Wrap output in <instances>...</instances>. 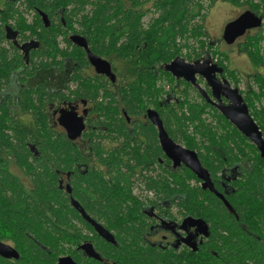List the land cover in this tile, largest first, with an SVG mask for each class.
<instances>
[{
  "label": "flooded vegetation",
  "instance_id": "af4514ba",
  "mask_svg": "<svg viewBox=\"0 0 264 264\" xmlns=\"http://www.w3.org/2000/svg\"><path fill=\"white\" fill-rule=\"evenodd\" d=\"M7 1L14 0H0V4ZM92 1L105 2L104 0ZM221 1L227 3L226 0ZM16 2L18 6L21 5V0H16ZM119 2L122 9L110 11L111 19L106 22L111 37L117 43V48L127 43L130 35V27L123 24L124 16L131 14L130 16L138 18L141 30L148 33L153 30L151 28L153 20L158 19L160 15V10L158 11L155 7L154 0H143L138 4H134L132 0H119ZM217 2V0L215 2L213 0H202V5L204 4V7L208 9L206 16L202 18L208 34L206 44L200 48L197 40L191 38L190 48L183 47L180 49L179 54L170 62L152 65L156 91L152 98L144 97L133 103H127L126 98L131 92L135 91V86L138 87L139 83L146 87L143 81L145 79L144 65H147V63L145 64L143 55L146 54L144 50L149 45L143 39L140 42L141 44L134 46L127 59L120 58L113 48H111L112 51L109 54L97 51L100 47L102 48L104 43L102 38L90 28L91 23H96V20L89 22L85 19L95 17L91 6H86L82 12H75L74 16L76 17L70 22L67 21L66 15L75 10L71 5H68L66 10L60 8L54 14L46 13L38 7L25 14L27 24L32 25L33 30H37L36 33L40 32V29L35 25L37 19L40 20L45 29L55 27L57 32L56 43L59 51L56 58L54 57L55 54L50 59L36 56L40 41L38 36L32 35L33 32H26V36H24L19 29L12 26L15 23L11 22V25L4 26L5 39L0 42V47H5L11 51L14 48L13 52L18 53L25 60V66L34 71V74H25V67L18 65L17 68L8 72L7 77H0V180L7 176L11 179V184L18 186L17 188L21 192L33 193L38 180L39 169H42V172L45 168L54 171V178L51 183L56 185L60 192L66 193L67 212L66 242L64 244L66 254L60 256L56 264H58L60 258L64 257L71 259L75 264H94L95 262L97 264H196L199 261V255H206L203 252L206 248L209 250L207 251L209 255H218L211 244L214 226L196 212H190L186 209L180 188L174 185L172 175L187 167L183 164L176 166L174 161L166 154L161 145L159 129L149 117L151 112L157 113L165 129L161 111L166 109L168 105L176 103L177 98L180 97L177 91H183L184 84L190 86L192 97L197 102L202 104L205 102L216 109L213 105L216 99L204 78L201 76L196 77V83L204 93L202 94L193 84L186 82L184 79H177L167 72L166 66L178 58L188 64L208 60L223 69V74H218L217 78L221 81L227 80L225 69L219 65V58L214 56V50L222 54L226 52H222L220 47L228 48L230 46L239 50L248 36L264 29V12L259 15L255 14L263 18L262 26L247 31L244 36L238 38L233 44H228L223 39L225 27L245 12H252L247 6H234L242 11L234 17V20L224 25L221 39L211 40V36L206 29V23L210 9ZM252 13L254 14V12ZM44 16L50 23L49 27L45 26ZM77 18H84L83 23L85 26H80V21L78 22ZM198 21L197 18L194 22L198 23ZM7 27L18 33L16 41L20 47L25 46L29 51L28 61L25 58L24 51L16 46L13 40L7 38ZM111 37L108 38L109 42ZM74 39L85 46L78 45ZM89 53L108 63L110 72L99 73L91 63ZM31 54L33 55L32 62ZM42 65L47 66V69L41 68ZM163 73L169 74L176 80V90H172L171 86L166 84ZM232 87L238 88V85L233 83ZM83 88H89L90 94L84 95L81 92ZM24 90H32L35 93L37 110L31 112L23 110L22 96ZM239 91L244 98L240 89ZM38 92L42 94L44 100L40 101L38 99ZM222 101L224 104L229 103L224 98ZM130 106L132 107L130 108ZM6 113L11 116L12 122L10 120L9 125L14 123L20 129L26 126L39 130L41 124L46 123L48 129L51 130L53 140L56 139L66 143V146L77 150L78 154L71 157L70 155L55 157L51 154H39L33 145L29 147L33 154L26 157L29 163L23 167L22 157L8 153L4 147L2 135L7 132V127L3 123ZM107 113L114 114L113 120L121 122L122 132H119L114 126L108 127L106 122ZM63 117H66V127L61 123ZM80 120L83 128L77 137L72 138L68 128L78 124ZM149 127H151V135L156 136L153 153L150 150V134L148 135L146 132ZM174 142L183 146L176 141ZM121 149H127L130 153L140 152L142 159V164L135 166L134 172L126 171L127 174H124V180L122 181V187L125 188V191L130 190V199L128 198L125 203H121V216L126 217L121 222L126 225L124 230H120L118 225L107 215L102 214V208L106 204L101 203L100 197L95 193L96 189L92 187L95 184L99 185L100 179H103L109 188H117V169L113 157ZM195 152L197 153V151ZM129 158H132V156H126L123 160ZM55 160L58 161V165L55 164ZM43 161L46 162L43 163ZM208 173L215 191L223 196L228 205L210 189L205 190L203 181L194 173L199 182L193 180L192 186L200 187L203 191L215 195L231 211L226 199L227 194L234 192L233 186L236 182L245 181L246 173L253 172L246 156H242L241 160L234 166L223 168L220 177L215 181L209 171ZM77 175L80 176L78 181H76ZM91 177H95L96 180H91ZM150 181H152L151 184ZM216 181L222 186V192L216 189ZM166 182L171 184V190H175L172 194H166ZM90 183L93 185L88 187ZM79 184L82 188L81 194L75 191V185ZM126 184L129 187L123 186ZM7 190L12 192L11 189ZM97 193L100 194L99 191ZM54 203L52 204L56 206ZM47 206L50 208V204ZM72 211L77 216L72 215ZM81 211L95 224L103 227L111 235L114 242L101 236L96 227L84 217ZM242 228L246 230L244 223H242ZM50 231H52L51 228ZM34 241L45 250L37 240L34 239ZM0 243L13 248L20 257L11 241L0 240ZM86 245L92 247L98 259L88 255L83 248ZM126 256H136L143 259V262H134ZM19 257L18 259H7L0 256V259L6 262H14L18 261ZM201 263L221 264L214 261H205L204 257L201 258Z\"/></svg>",
  "mask_w": 264,
  "mask_h": 264
},
{
  "label": "trees",
  "instance_id": "16d2710c",
  "mask_svg": "<svg viewBox=\"0 0 264 264\" xmlns=\"http://www.w3.org/2000/svg\"><path fill=\"white\" fill-rule=\"evenodd\" d=\"M104 1V3H99L92 0H21L19 6L16 0L1 3L0 42L5 39L4 26L11 25V22H13L15 24L12 26L19 29L24 36H26V32L30 31L34 33L32 35L39 37L40 47L36 53L38 58L50 59L54 54L56 58L59 51L56 43L57 32L55 27L45 29L40 20L37 19L35 25L40 29V32L36 33L37 30H33V26L27 24L25 14L34 10L35 7L46 13L54 14L60 8L66 10L67 6L71 5L75 10L66 15L68 19L66 20L70 22L76 17L74 16L75 12H82L89 5L95 13V17L85 19L89 22L96 20V23H91L90 28L102 38L104 43L102 48L100 47L97 51L109 54L112 51L111 48H113L120 58L127 59L134 46L143 39L149 45L144 50L146 54L143 55L144 62L147 63V65H144L145 79L143 81L146 87L138 83V87L135 86V91L131 92L126 98L127 103L138 102L139 99L144 97L152 98L154 95L156 82L153 78L152 65L170 62L179 54L180 49L183 47L190 48L191 38L197 40L200 48L206 44L208 34L202 18L206 16L208 9L204 7V4L202 5V0H154L155 7L158 11L160 10V15L158 19L153 20L151 25L153 30L148 33L141 30L138 18L127 14L124 16L123 24L130 27V35L127 43L120 48H117V43L111 37L106 22L111 19L110 11H119L122 6L119 0ZM132 1L134 4H138L143 0ZM226 1L236 7L247 6L256 15L264 12V0H260L258 3H256L257 0ZM197 18L198 23L194 22ZM83 19H76L81 22H79V25L82 27L85 26ZM70 27L72 28L71 25ZM110 37L109 42L108 38ZM262 41H264V29L248 36L245 43L240 46L239 51L247 55L249 63L256 70V73L249 77L250 83L247 85V89L241 91V93L244 95L250 114L264 136V106L262 105V102H264V53L260 44ZM13 51L14 48L11 51L5 47H0V77H7L8 72L17 68L18 65L25 67V74H34V71L25 66V60ZM213 53L214 56L219 58V65L225 69L226 76L234 81L235 85H238L240 79L237 73L230 69L227 56L219 52ZM32 60L33 55L31 54V62ZM46 67L41 66L43 69H47ZM163 75L166 84L171 86L172 90H176V80L169 74L163 73ZM253 84L256 86H253ZM81 92L84 95H89L90 89L83 88ZM177 92L180 97L177 98L176 103L168 105L166 109L161 111L167 134L187 149L197 151L203 167L210 172L214 181L220 177L223 168L234 166L241 160L242 156H246L253 172L246 173L245 181L236 182L233 186L234 192L227 194L226 199L233 212L228 210L215 195L203 191L200 187H193L192 181H199L187 168H182L177 174L172 175L174 185L180 188L186 209L190 212H196L214 226L211 244L218 255H209L207 252L209 250L206 248L203 250L206 255H199V261L196 264H205L201 263L202 257L205 258V261H214L221 264H264L263 158L257 148L233 127L218 110L205 102L203 104L197 102L192 97L189 85L184 84L183 91L179 90ZM36 99L32 90H24L22 96L23 110L25 112L37 110ZM38 99L40 101L44 100L42 94H39ZM113 117L114 114L107 113L106 122L108 127L114 126L119 132H122L121 122L114 121ZM10 118L9 113L4 115L3 123L7 127V132L2 135L4 147L8 153L22 157L23 167L29 163L26 157L33 154L29 148L33 145L39 154H51L55 157L66 155L71 157L78 154L77 150L66 146V143L56 139L53 140L51 130L48 129L46 123L41 124L39 130L26 126L20 129L14 123L9 125ZM150 128L146 132L148 135L150 134V150L153 153L156 136L151 135ZM157 149L159 151L158 147ZM129 155L132 158L123 160L124 157ZM113 161L117 169V188H109L103 179H100L99 185L90 183L88 187L93 185L92 187L96 189L95 193L100 197L101 203L106 204L102 208V214L107 215L118 225L120 230H124L126 225L121 222L126 217L121 216V203H125L128 198L130 199V190L125 191V188L122 187V181L124 180V174L134 172V167L142 164L141 153H130L127 149H121L116 152ZM45 162L43 161V163ZM55 164L58 165L57 160H55ZM38 172V180L33 193L21 192L18 190V186L11 184V179L7 176L0 180V240L11 241L20 255L18 261L6 262L0 259V264H56L58 258L66 254L64 246L66 242V193L63 194L57 189L56 185L51 183L54 178L52 169L45 168L44 172L39 169ZM76 177V181H78L80 176L77 175ZM94 178L91 177L90 179L96 180ZM151 183L152 181H150ZM123 186L129 187L128 184ZM75 187V191L81 194V185H75ZM170 187L171 184L166 182V194L168 195L175 191L171 190ZM215 187L219 192H222V186L217 181ZM7 189H11L12 192H8ZM16 189L17 191H15ZM49 204L50 208L47 206ZM72 215L77 216L73 211ZM242 223L245 224L246 230H243ZM50 228L52 231H50ZM34 239L45 250L36 244ZM126 257L134 262H143V259L136 256Z\"/></svg>",
  "mask_w": 264,
  "mask_h": 264
},
{
  "label": "water",
  "instance_id": "95a60500",
  "mask_svg": "<svg viewBox=\"0 0 264 264\" xmlns=\"http://www.w3.org/2000/svg\"><path fill=\"white\" fill-rule=\"evenodd\" d=\"M43 21L46 27L50 26L48 19L44 16ZM263 24V18L256 16L252 12L248 11L241 15L238 19L230 22L224 30L223 39L228 44H233L238 38L244 36L247 31L260 28ZM7 38L13 40L14 44L18 46L25 53V58L28 61L29 51L25 46H19L16 37L18 33L13 32L10 27L6 28ZM80 46H85L80 41L74 39ZM89 59L91 63L96 67L99 73H109L110 65L95 55L89 53ZM166 71L171 73L177 79H184L186 82L193 84L202 94L203 91L196 83V77L201 76L204 78L208 86L212 89V93L216 102L213 103L215 108L241 132L260 152L261 157L264 160V137L263 133L250 114V110L244 101L243 96L240 94L238 88H233L227 80H219L217 75L223 74V69L217 64L211 61L196 62L195 64H188L182 59H176L171 64L166 66ZM226 99L229 103L224 104L222 99ZM151 121L158 127L160 134V141L166 154L174 161L175 165L183 164L190 169L201 181H203V188L210 189L213 193L218 195L224 200L222 195H219L210 180L208 171L203 168L198 155L195 151L189 150L177 143H175L165 131L162 122L160 121L157 113L151 112L149 114ZM62 125L66 127V117L61 119ZM74 127V128H73ZM73 127L68 128L71 133V137L75 138L79 135L83 128V124L78 121V124H74ZM225 201V200H224ZM226 205L227 202L225 201ZM84 217L90 221L100 233L101 236L114 242L111 235L101 226L95 224L81 211ZM90 257L98 259V256L94 253L90 245L83 246ZM0 256L7 259H18L16 251L2 243H0ZM58 264H75L69 258H60Z\"/></svg>",
  "mask_w": 264,
  "mask_h": 264
},
{
  "label": "rangeland",
  "instance_id": "374dc122",
  "mask_svg": "<svg viewBox=\"0 0 264 264\" xmlns=\"http://www.w3.org/2000/svg\"><path fill=\"white\" fill-rule=\"evenodd\" d=\"M217 1V4H215L210 9L206 23V29L211 36V40H218L219 38L221 39L222 29L224 25L234 20V17H236L237 14L242 11L241 9L232 6L228 2L222 3L221 0ZM259 1L260 0H257L256 3H258ZM260 44L264 53V41H262ZM220 49L222 52H226L225 55L229 60L230 69L234 70L240 79L238 88L241 91H244L245 89H247V85L250 83L249 77L253 76L256 73V70L249 63L247 55L240 52L236 47H220ZM214 52H217V50H214ZM227 80L231 83V85H233L234 81L229 78ZM253 86L256 85L253 84ZM262 105L264 106V102H262Z\"/></svg>",
  "mask_w": 264,
  "mask_h": 264
}]
</instances>
